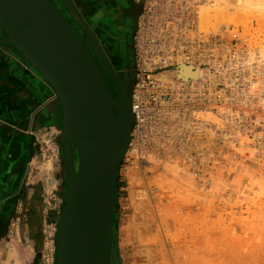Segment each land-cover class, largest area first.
<instances>
[{"label": "rangeland", "instance_id": "obj_1", "mask_svg": "<svg viewBox=\"0 0 264 264\" xmlns=\"http://www.w3.org/2000/svg\"><path fill=\"white\" fill-rule=\"evenodd\" d=\"M244 4L177 0L164 10L177 25V64L194 62L203 76L173 85L176 111L151 123L143 135H133L134 123L117 180L114 264H264V2L256 10ZM10 51L0 43L2 70L10 71ZM17 55L14 83L23 88L33 69ZM172 69L167 71L177 67ZM50 99L54 112L59 106L61 124L30 130L28 124L20 131L24 138L34 135L35 171L43 183L33 205L38 264H58L59 220L66 205L64 153L59 160L57 151L61 106L55 93L40 103L47 108ZM75 155L78 160L77 150ZM25 215L8 224L14 236L0 264H24L23 228L31 222Z\"/></svg>", "mask_w": 264, "mask_h": 264}, {"label": "water", "instance_id": "obj_2", "mask_svg": "<svg viewBox=\"0 0 264 264\" xmlns=\"http://www.w3.org/2000/svg\"><path fill=\"white\" fill-rule=\"evenodd\" d=\"M0 30V43L21 54L61 106L67 190L58 264H114L117 180L135 123L132 97L106 64L116 83L118 97L113 96L92 54L51 0H0ZM133 89L132 83L131 95Z\"/></svg>", "mask_w": 264, "mask_h": 264}, {"label": "crops", "instance_id": "obj_3", "mask_svg": "<svg viewBox=\"0 0 264 264\" xmlns=\"http://www.w3.org/2000/svg\"><path fill=\"white\" fill-rule=\"evenodd\" d=\"M9 73L6 70L0 72V99L6 115L9 116L0 117V255L9 244L10 237L14 236L13 228H8V224L10 222L13 224L19 215L26 213L25 220L29 218L31 221L29 222L31 231L27 226L23 228L26 247L22 260L24 264H38L36 244L33 241L37 232L35 222L37 216L33 205L39 201L43 183L42 177L35 171V163L39 155L34 135L24 138L20 131L26 130L28 124L29 130L42 127L37 124L39 110L44 109V104L40 101L44 97L45 89H47L46 99L54 92L34 71L26 76L30 85H23V88H19L18 84L14 83L18 72ZM34 110L37 113H34ZM25 111L28 112L20 115ZM10 233L11 235H8ZM9 259L15 260V255H11Z\"/></svg>", "mask_w": 264, "mask_h": 264}, {"label": "flooded vegetation", "instance_id": "obj_4", "mask_svg": "<svg viewBox=\"0 0 264 264\" xmlns=\"http://www.w3.org/2000/svg\"><path fill=\"white\" fill-rule=\"evenodd\" d=\"M51 1L67 17L84 45L92 54L104 77L105 84L113 96L118 97L116 83L112 75L107 71L106 64L113 70L119 82L122 83L131 78L134 86L137 79L135 37L143 15L145 0L143 2L141 0H70L76 11V18L72 16L66 0ZM0 36H4L1 30ZM9 53L8 64L10 71H6L13 73L16 68L13 61L16 58L18 60L17 54L20 56L21 54L15 48H12ZM24 63H26L27 67H30L29 63ZM1 67L0 72L4 71ZM19 72H22V70H19ZM46 86L52 90L47 82ZM46 93L47 89L43 93L44 96ZM1 107L3 108L0 99V109H2ZM54 108L53 102L47 108H44L46 113L44 114V110H42L43 113L39 114L37 124L43 126L61 124L59 106L56 107L55 112L53 111ZM49 111L55 114H47ZM0 114L4 117H9L5 111L2 112L0 110ZM41 115L42 117H40ZM57 151L58 159L61 160L64 152L63 146L60 150L57 145Z\"/></svg>", "mask_w": 264, "mask_h": 264}, {"label": "built area", "instance_id": "obj_5", "mask_svg": "<svg viewBox=\"0 0 264 264\" xmlns=\"http://www.w3.org/2000/svg\"><path fill=\"white\" fill-rule=\"evenodd\" d=\"M176 3L177 0H150L146 5L135 45L137 79L132 98L133 135H143L151 123L161 121L165 113H174L178 106L175 88L178 86L174 87L165 75V72H170L167 70H173L179 64L177 25L164 11Z\"/></svg>", "mask_w": 264, "mask_h": 264}, {"label": "bare ground", "instance_id": "obj_6", "mask_svg": "<svg viewBox=\"0 0 264 264\" xmlns=\"http://www.w3.org/2000/svg\"><path fill=\"white\" fill-rule=\"evenodd\" d=\"M237 1L239 3V6L241 5V3L244 4V0H237ZM252 1L251 2L249 1L250 2V3H248L249 5L247 3L246 4L248 5V8L249 9L251 8L253 10L254 9L256 10V7L259 4L260 5H263L262 2H264L263 0H262V2L260 1V3L257 0L255 1L256 3L254 2V0H252ZM246 4H244V6ZM249 6H251V7H249ZM252 6H255V8H253ZM259 10H261V9H259ZM206 16L207 15L205 13V16L204 17H206ZM165 75L170 78V80L173 82L174 85H177V86L180 87V85H182V84H188L191 81L192 82H198L202 78V76H203V69H202L201 66H199L198 64H195L194 62H191V63L180 62L178 64V66H177V70L174 71V73L170 74L169 72H165ZM119 86H120L121 91L124 93V95H126V97H128V98L129 97H132L133 98V93L131 95V92H130L131 86H132V80H131V78L125 80L122 83L120 82ZM132 110H133V105H132ZM129 149H130V147L127 149L126 154L129 152ZM229 258H232V257H229Z\"/></svg>", "mask_w": 264, "mask_h": 264}]
</instances>
